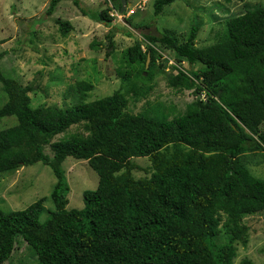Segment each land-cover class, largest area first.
Segmentation results:
<instances>
[{"label": "trees", "instance_id": "obj_1", "mask_svg": "<svg viewBox=\"0 0 264 264\" xmlns=\"http://www.w3.org/2000/svg\"><path fill=\"white\" fill-rule=\"evenodd\" d=\"M61 1L50 0L47 14ZM69 1L99 23L113 21L110 7L92 12L81 0ZM113 1L121 9V0ZM174 1L155 0V15ZM56 22L63 36L73 29L69 20ZM198 30L193 26L183 41L174 32L148 33L145 50L139 42L126 49L135 81L152 82L158 46L179 62L203 66L192 72L173 66L168 85L195 97L182 112L159 104L164 118L130 111L120 89L85 101L94 88L86 80L71 87L79 103L33 107V87L0 70L7 93L0 116L17 117L16 125L0 130V173L41 161L56 178L47 221H40L46 197L25 209L0 210V264L11 259L18 236L39 264H256L235 261L237 235L233 229L221 234L219 222L264 213V177L249 168L264 163V7L231 16L212 44L197 46ZM114 35L109 29L101 43L106 56L115 51ZM119 73L130 82L132 73ZM72 126L84 131L55 139ZM68 157L86 160L99 176L97 188L83 192L81 209L67 207ZM134 157L151 160L150 176L134 177Z\"/></svg>", "mask_w": 264, "mask_h": 264}, {"label": "rangeland", "instance_id": "obj_2", "mask_svg": "<svg viewBox=\"0 0 264 264\" xmlns=\"http://www.w3.org/2000/svg\"><path fill=\"white\" fill-rule=\"evenodd\" d=\"M81 1L87 11L99 12L110 7L112 23L91 19L69 0L61 1L52 15L47 14L50 0H0V70L5 77L33 87L29 92L33 107L48 104L64 108L79 103L80 99L71 87L79 80H86L94 88L85 101L99 99L120 89L127 95L128 109L134 113L146 112L156 118L168 116L159 104L182 112L195 96L192 91L182 92L170 87L167 79L172 72L176 73L173 66L190 72L199 71L203 66L179 62L172 50L158 46L152 82L135 81L136 68L128 64L126 49L139 42L145 50L144 36L148 33L174 32L183 41L193 26L199 29L197 46H206L218 40L231 16L244 13L248 7H264V0H175L156 16L155 0H128L127 8L136 11L123 17L119 14L117 1ZM57 19L72 23L73 29L66 36L59 31ZM109 29L114 31L116 48L111 56H106V48L101 43L105 42ZM119 72L132 73L130 82H125ZM6 102L7 93L0 81V109ZM170 115L172 117V113ZM16 124V116H0V130ZM261 127L264 129V122ZM77 131L84 130L72 126L55 139ZM131 161L136 165L132 170L135 178L150 176L152 162L148 157H134ZM63 167L70 184L67 207L81 209L84 207L83 192L96 189L99 176L86 160L68 157ZM249 168L256 176L264 177V163L252 162ZM55 182L51 167L41 161L0 173V210L25 209L46 197L40 221H47L49 212L54 210L50 194ZM219 229L221 234L226 229H233L237 235L236 262L246 257L256 264H264V213L243 219L224 216ZM16 246L5 264H39L33 256L34 251L21 236L17 237Z\"/></svg>", "mask_w": 264, "mask_h": 264}, {"label": "water", "instance_id": "obj_3", "mask_svg": "<svg viewBox=\"0 0 264 264\" xmlns=\"http://www.w3.org/2000/svg\"><path fill=\"white\" fill-rule=\"evenodd\" d=\"M121 4H122V6H121L120 11L123 13L126 10L127 6H128V1L127 0H121ZM150 61H151V55L148 54L147 60H146V69L149 68ZM144 74L145 75L147 74V70L144 72ZM219 96H220V92L218 93L217 97L219 98Z\"/></svg>", "mask_w": 264, "mask_h": 264}, {"label": "clouds", "instance_id": "obj_4", "mask_svg": "<svg viewBox=\"0 0 264 264\" xmlns=\"http://www.w3.org/2000/svg\"><path fill=\"white\" fill-rule=\"evenodd\" d=\"M127 1H128V0H127ZM139 7H141V6H139ZM130 9H131V8H129V9L126 8V10H125L123 13H122L121 11H119V12H120V14H122V15L125 16V15L127 14V12H128ZM135 11H136V10H135ZM135 11H134V13H135ZM134 13H133V14H134ZM130 15H132V14H130Z\"/></svg>", "mask_w": 264, "mask_h": 264}, {"label": "built area", "instance_id": "obj_5", "mask_svg": "<svg viewBox=\"0 0 264 264\" xmlns=\"http://www.w3.org/2000/svg\"><path fill=\"white\" fill-rule=\"evenodd\" d=\"M134 9H130L128 12H127V14L126 15H130V14H133L134 13ZM120 14V13H119ZM122 15V14H121ZM123 17H124V15H122Z\"/></svg>", "mask_w": 264, "mask_h": 264}]
</instances>
